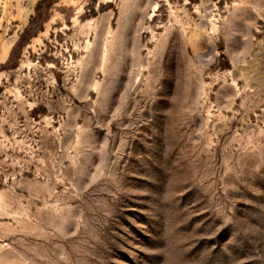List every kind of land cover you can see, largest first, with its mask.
<instances>
[{"label": "rangeland", "instance_id": "374dc122", "mask_svg": "<svg viewBox=\"0 0 264 264\" xmlns=\"http://www.w3.org/2000/svg\"><path fill=\"white\" fill-rule=\"evenodd\" d=\"M28 1L0 0V264H264V0Z\"/></svg>", "mask_w": 264, "mask_h": 264}, {"label": "bare ground", "instance_id": "6f19581e", "mask_svg": "<svg viewBox=\"0 0 264 264\" xmlns=\"http://www.w3.org/2000/svg\"><path fill=\"white\" fill-rule=\"evenodd\" d=\"M31 2H33V0H29V1H28V4H31ZM0 58H1V57H0Z\"/></svg>", "mask_w": 264, "mask_h": 264}, {"label": "trees", "instance_id": "16d2710c", "mask_svg": "<svg viewBox=\"0 0 264 264\" xmlns=\"http://www.w3.org/2000/svg\"><path fill=\"white\" fill-rule=\"evenodd\" d=\"M39 4V3H38Z\"/></svg>", "mask_w": 264, "mask_h": 264}]
</instances>
